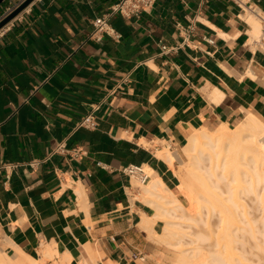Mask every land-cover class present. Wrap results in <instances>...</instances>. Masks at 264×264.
Returning a JSON list of instances; mask_svg holds the SVG:
<instances>
[{
    "label": "crops",
    "instance_id": "0c3cea01",
    "mask_svg": "<svg viewBox=\"0 0 264 264\" xmlns=\"http://www.w3.org/2000/svg\"><path fill=\"white\" fill-rule=\"evenodd\" d=\"M116 2L34 0L0 35L6 249L12 240L39 258L49 243L65 264L162 262L167 208L151 181L179 195L191 132L264 119V31L249 20L264 0H158L139 17L112 16L120 38H91ZM162 42L180 47L162 52ZM93 107L97 129L79 126ZM167 147L173 166L157 156ZM131 165L148 166L149 180Z\"/></svg>",
    "mask_w": 264,
    "mask_h": 264
},
{
    "label": "bare ground",
    "instance_id": "6f19581e",
    "mask_svg": "<svg viewBox=\"0 0 264 264\" xmlns=\"http://www.w3.org/2000/svg\"><path fill=\"white\" fill-rule=\"evenodd\" d=\"M252 11L249 20L254 27L253 33L260 36L264 31V27L255 13L259 10L255 8ZM182 151L184 158L179 157L182 168L176 171L180 178L179 195L166 188L161 178L152 180L147 187L153 196L156 195L155 197L168 206L169 209L166 210L167 215L165 217L171 215L179 219L190 218L192 213L196 211V205L199 207L198 209H202L201 205L204 202H210L214 206L233 199L238 200L237 197L234 198V193L232 194L223 187V177L216 171L222 165L231 168L237 179L242 173H245L249 186L244 187L243 191L248 196L253 192L255 199H252L254 196L250 199L253 201L259 199L258 202L264 204L263 194L261 198L259 195L261 193L256 192L257 183L264 181V121L258 116L248 115L235 127H230L225 123L213 130L207 128L196 129L188 135V141ZM157 156L168 161L171 166L174 165L177 159V156L168 147L157 150ZM202 159L207 163L200 167L199 164ZM146 169L151 171L148 166H146ZM224 184L230 187L231 183L226 182ZM182 198L188 199L189 206L182 202ZM200 211L202 213V210ZM169 225H174V222L170 221ZM172 233L173 235L176 234L174 230H171ZM11 241L8 243L10 245L9 249L5 248L7 242L0 247V264H41L44 259L55 257L58 253L51 244L46 243L39 249L40 257L36 258L25 252L20 246L12 243L14 241ZM84 247L94 260L99 259V252H96L89 244ZM202 248L204 247L193 248L192 252L187 255L183 253L185 255L180 256L178 262L175 263L206 264L208 260L217 263L223 261L222 258L219 259L221 256H218L217 253L218 257L214 255L212 259H209L204 252L198 256V251H201ZM218 253L221 255V252L218 251ZM60 259L58 264H65L68 261L66 256H62Z\"/></svg>",
    "mask_w": 264,
    "mask_h": 264
},
{
    "label": "rangeland",
    "instance_id": "374dc122",
    "mask_svg": "<svg viewBox=\"0 0 264 264\" xmlns=\"http://www.w3.org/2000/svg\"><path fill=\"white\" fill-rule=\"evenodd\" d=\"M181 157H183L182 150ZM205 163L207 162L202 159L199 166ZM180 168H182L181 163L178 169ZM216 171L223 177L222 182L231 183L230 187L223 183V187L234 193V198L237 197L238 200L233 199L214 206L210 202H204L201 205L202 209H198L196 205V211L190 218L179 219L171 215L167 216V226L160 238L165 243L168 253L166 258L158 264H176L180 256L187 255L193 248L202 246L204 248L198 251V256L204 252L209 259L215 255L221 256L219 259L223 260L221 263L208 260L206 264H264V204L258 202L259 199H256L257 201L250 199L253 196L252 199H255L253 192L250 191L251 195L248 196L243 191L244 187L249 186L245 173L237 179L234 171L227 166L222 165ZM257 184L256 192L261 193L259 194L261 198L263 194L264 199V181ZM184 204L189 206L188 199L184 200ZM165 207L169 209L167 205ZM170 221L174 222V225H169ZM171 230H174L176 234H171ZM1 245L5 243L1 242L0 247ZM55 257L46 258L41 264H58Z\"/></svg>",
    "mask_w": 264,
    "mask_h": 264
},
{
    "label": "built area",
    "instance_id": "2783aa9c",
    "mask_svg": "<svg viewBox=\"0 0 264 264\" xmlns=\"http://www.w3.org/2000/svg\"><path fill=\"white\" fill-rule=\"evenodd\" d=\"M26 0H5L0 5V22L13 13L19 6H21ZM158 0H118L113 4L109 10L103 15L95 19L94 29L91 32L90 37L101 41L105 36H111L115 39L121 37V34L112 26L110 19L116 14H120L126 18L139 17L143 13L151 10ZM32 4V3H31ZM30 4V5H31ZM30 5H28L23 11H25ZM251 7V6H250ZM259 9V8H258ZM245 10V9H244ZM22 11V12H23ZM20 12L10 22L4 25L0 29V35L8 28V26L22 13ZM246 12V10H245ZM257 16L264 23V12L261 10L255 12ZM212 41V40H211ZM180 45L168 46L164 42L161 43L162 52H171L179 49ZM98 108L93 107L90 112L84 115L79 121V126L86 127L92 130L97 129L98 122L95 112ZM61 148V147H59ZM63 148V146H62ZM126 170L133 175L138 176L141 183H146L149 180L150 173L142 165H131Z\"/></svg>",
    "mask_w": 264,
    "mask_h": 264
},
{
    "label": "water",
    "instance_id": "95a60500",
    "mask_svg": "<svg viewBox=\"0 0 264 264\" xmlns=\"http://www.w3.org/2000/svg\"><path fill=\"white\" fill-rule=\"evenodd\" d=\"M5 0H0V5ZM34 0H26L21 6H19L13 13L6 17L3 21L0 22V29L10 22L14 17H16L20 12H22L28 5H30Z\"/></svg>",
    "mask_w": 264,
    "mask_h": 264
},
{
    "label": "trees",
    "instance_id": "16d2710c",
    "mask_svg": "<svg viewBox=\"0 0 264 264\" xmlns=\"http://www.w3.org/2000/svg\"><path fill=\"white\" fill-rule=\"evenodd\" d=\"M259 118H261L264 121V119L262 117L259 116Z\"/></svg>",
    "mask_w": 264,
    "mask_h": 264
}]
</instances>
